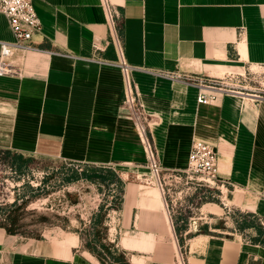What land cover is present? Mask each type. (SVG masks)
<instances>
[{
  "label": "crops",
  "instance_id": "crops-1",
  "mask_svg": "<svg viewBox=\"0 0 264 264\" xmlns=\"http://www.w3.org/2000/svg\"><path fill=\"white\" fill-rule=\"evenodd\" d=\"M110 2L161 168L167 177L183 170L194 141L215 147L224 207L204 212L214 205L204 203L198 217H188L182 209L172 213L156 190L148 192L156 209L145 196L130 206L129 188L149 169V159L124 106L126 78L104 0H33L42 23L34 50L12 59L17 74L0 76V153L115 172L125 186L116 211L122 223L107 226L130 264H264V246L251 239L255 228L242 233L228 225L236 215L231 208L264 220V101L247 84V90L214 91L215 100L200 104L198 88L157 75L223 78L264 65V0ZM13 40L0 11V43ZM220 220L236 233L217 227ZM63 233L62 239L24 237L0 226V264H103L78 250L80 234Z\"/></svg>",
  "mask_w": 264,
  "mask_h": 264
},
{
  "label": "rangeland",
  "instance_id": "rangeland-1",
  "mask_svg": "<svg viewBox=\"0 0 264 264\" xmlns=\"http://www.w3.org/2000/svg\"><path fill=\"white\" fill-rule=\"evenodd\" d=\"M165 79L173 81L168 78ZM251 85L253 86L251 88L253 89V94H256V88L259 86ZM248 87L249 86H247V89ZM124 106L129 110L125 101ZM141 109L144 112L143 107H141ZM134 119L137 124L135 116ZM143 120L147 126L148 133L146 115ZM73 170L81 172L82 165L72 164L53 158L33 157L22 173H16L12 168L10 158L1 152L0 225L8 224L10 223V217H16L18 219V224L15 226V229L24 237L41 238L44 236H53L57 239H62L64 234L63 231L77 233L80 234L82 238V245L78 248L80 251H90L86 244L91 240L90 236L98 232L100 240L103 241V239H106V242H103L106 248L103 249L95 245H91V247H94L96 251L102 253L106 264H113V257H119L122 263L125 261L129 262L128 253L119 246L118 239H116L118 234L113 231V236L110 238L109 226H107V224L119 226L122 223L121 212H116L113 209L115 205L118 204V198H120V187L114 182H110L109 185H106L85 180L64 181L65 177L71 175ZM138 176V182L133 183L132 185L134 187L131 186L129 188L128 197L131 199L129 203L130 206L138 205L137 201L139 197L143 199L145 196L147 200H150V205L148 207L156 209L160 205L153 200V195L148 193L152 190H156L161 197L162 203H164L166 199L172 213L182 209L184 210L182 213H185L188 217H198L197 214L199 213V209L204 203L211 202L220 207H224L221 199L217 197V195H221V193L217 191L215 192L216 195L214 200L210 199L203 204H197V195H203L205 189L196 190L193 185L186 184L185 181H177L173 177H167L163 169L159 179L155 177L150 169L139 171ZM158 180L162 182L164 191L159 188L160 184ZM127 181H133V179L130 178ZM24 197L27 203L20 207V205L23 204L22 198ZM16 199L19 200L18 207H13ZM143 203L145 202L142 200L141 206L144 205ZM98 205H104L102 215H104V220L107 218L108 221L103 224H98L97 227H93V223L91 224V217L93 215L92 213H94L93 210L99 213L101 208L98 207V209H96ZM231 209L230 214L233 215L236 213V215H233L234 218L230 219L228 225L237 228L235 216L238 215V212L234 208ZM107 214L112 216V223ZM217 223V227L233 232L231 231L233 229L226 227L225 221L220 220ZM195 229L197 230L198 228L196 227ZM200 230L205 234L209 233L208 229L204 230V228H200ZM233 233L236 232L234 231ZM248 236H250V234H248ZM125 243L126 240H124V245L127 247ZM147 244L149 246L148 242ZM146 249H148V247H146ZM116 251H118L117 254ZM109 253L115 254L112 256Z\"/></svg>",
  "mask_w": 264,
  "mask_h": 264
},
{
  "label": "built area",
  "instance_id": "built-area-1",
  "mask_svg": "<svg viewBox=\"0 0 264 264\" xmlns=\"http://www.w3.org/2000/svg\"><path fill=\"white\" fill-rule=\"evenodd\" d=\"M104 6L108 12L109 26L113 41L118 48L120 55V66L122 67L125 78V103L137 120L138 132L143 138L145 152L149 159V169L154 173L156 178H160L162 168L156 156L154 145L150 141L147 133V126L144 123L145 115L138 104L136 94L129 79V65L127 64L121 40L118 32L117 13L114 11L110 0H104ZM0 11L6 15L10 23L14 40L12 42L0 43V76H11L17 74L12 65V59L17 54H26L34 47L32 45L33 37L42 29V23L34 6L33 0H0ZM161 77L178 81L189 86L199 89L198 102L207 104L217 98L214 91L234 92L237 88L247 89V84L259 86L254 94L258 101H264V65L258 69H250L248 73L233 75L229 74L223 78H212L197 73H176L160 72ZM241 79L243 85L233 83V80ZM259 92V93H258ZM171 177L177 181H185L191 184L196 190L205 189L203 195L198 194L197 204H203L210 199L214 200L216 191L223 193L226 183L219 176L218 151L215 147L203 142L194 141L188 156L187 166L183 170H177L171 173ZM159 181V188L164 191L162 182ZM217 195V197H221ZM99 205L96 209H98ZM93 212H95L93 210ZM93 214V213H92ZM260 224L264 227V220L259 219Z\"/></svg>",
  "mask_w": 264,
  "mask_h": 264
},
{
  "label": "trees",
  "instance_id": "trees-1",
  "mask_svg": "<svg viewBox=\"0 0 264 264\" xmlns=\"http://www.w3.org/2000/svg\"><path fill=\"white\" fill-rule=\"evenodd\" d=\"M2 153H4L6 156L10 158L12 168L14 169L16 173H22L27 168L28 163L33 158L30 156H25L23 154H18V153H14L10 151L2 152ZM77 180L78 181L85 180V181H90V182L97 183V184H106V185H109L110 182H114L120 187V198H118V204L115 205L113 209L114 211H119L121 209L122 197L125 192V189H124L125 186L121 178L115 172H113L110 168H94V167L87 168V167L82 166L81 172H79L78 170H73L71 175L65 177L64 179V181L66 182L77 181ZM25 200H26L25 197L22 198L23 204L20 205V207L26 205L27 201ZM18 203H19V200L16 199L13 207H18ZM103 206L104 205H99V208H101L99 213L94 212L91 217V224L93 223V227H97L98 224H103L107 222V218H105L104 220V215H102V210L104 209ZM237 214L238 215L235 216L236 217L235 222L237 223V226H238L236 229L239 232L243 233L245 230L251 227H254L257 235L251 238L252 242H256L264 246V227L260 224L259 219H256L255 217L251 215H246L243 213H237ZM9 220H10V223L2 224L0 226L5 228L9 234L22 235L21 233L17 232V230L15 229V226H17L18 224V219L16 217H10ZM90 237H91V240L89 241V243L86 244V246L89 248V250L93 254H95L100 259V261L103 264H106L105 259L102 256V253L96 251L94 247H91V245L92 246L95 245L97 247H100V248L102 247L103 249H105L106 245H104L103 242H106V239H103V241L100 240L98 232H95L93 236H90ZM117 252L118 251H116V254ZM109 254L113 256V254L115 253H109ZM113 260H114L113 264H130L128 261H125L124 263H122L119 257H113Z\"/></svg>",
  "mask_w": 264,
  "mask_h": 264
},
{
  "label": "bare ground",
  "instance_id": "bare-ground-1",
  "mask_svg": "<svg viewBox=\"0 0 264 264\" xmlns=\"http://www.w3.org/2000/svg\"><path fill=\"white\" fill-rule=\"evenodd\" d=\"M211 207H215V209H219V206L217 205V204H214L213 206H211V205H206L204 208H203V211L204 212H206V211H208V210H213V211H215L213 208H211Z\"/></svg>",
  "mask_w": 264,
  "mask_h": 264
}]
</instances>
